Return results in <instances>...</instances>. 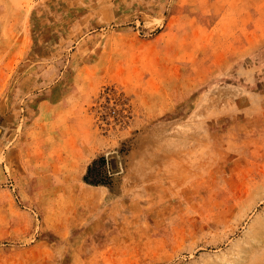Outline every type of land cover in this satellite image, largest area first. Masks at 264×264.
Returning <instances> with one entry per match:
<instances>
[{"label": "rangeland", "instance_id": "374dc122", "mask_svg": "<svg viewBox=\"0 0 264 264\" xmlns=\"http://www.w3.org/2000/svg\"><path fill=\"white\" fill-rule=\"evenodd\" d=\"M0 264H264V0H0Z\"/></svg>", "mask_w": 264, "mask_h": 264}, {"label": "crops", "instance_id": "0c3cea01", "mask_svg": "<svg viewBox=\"0 0 264 264\" xmlns=\"http://www.w3.org/2000/svg\"><path fill=\"white\" fill-rule=\"evenodd\" d=\"M80 130V133H86V131L84 130V129H82V128H80L79 129ZM85 135V134H84ZM70 140V139H69ZM65 140V142L64 143H68V144H71L72 143V140ZM82 141V140H81ZM72 145V144H71ZM84 146V143L82 142L81 144H80V147L82 148Z\"/></svg>", "mask_w": 264, "mask_h": 264}, {"label": "trees", "instance_id": "16d2710c", "mask_svg": "<svg viewBox=\"0 0 264 264\" xmlns=\"http://www.w3.org/2000/svg\"><path fill=\"white\" fill-rule=\"evenodd\" d=\"M91 169V168H90ZM87 179V178H86Z\"/></svg>", "mask_w": 264, "mask_h": 264}]
</instances>
